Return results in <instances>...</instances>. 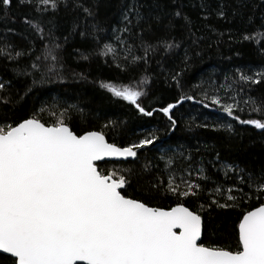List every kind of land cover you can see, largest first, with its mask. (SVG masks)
<instances>
[{
	"label": "trees",
	"instance_id": "16d2710c",
	"mask_svg": "<svg viewBox=\"0 0 264 264\" xmlns=\"http://www.w3.org/2000/svg\"><path fill=\"white\" fill-rule=\"evenodd\" d=\"M81 2L92 7V0ZM128 2L99 0L94 9L95 19L90 17L87 21L80 9L73 10L64 3H60L58 10L49 7L47 11L37 10L43 7L38 0L31 5L13 0L10 8L0 5V81L11 82L7 92L0 93L11 100L7 106L0 103V123L6 119L15 125L39 113L47 124L63 118L77 135L102 131L110 143L118 146H128L154 133L158 139L138 150L135 160L105 161L97 164L98 169L121 170L120 174L129 181L123 194L151 207L170 209L184 203L198 212L204 222L201 243L205 246L239 250V220L245 211L258 207L264 200H245L234 209H219L215 205L209 208L211 199L224 203L226 195L211 196L205 192L199 199L178 198L163 189L169 171L176 175L177 183L182 175L187 178L184 169L189 163L192 179L207 189L216 185L202 181L196 175L198 167H203L205 174L221 182L225 189L234 180L225 179L219 170L220 162L235 163L254 172L264 169V130L239 123L219 105L206 107L213 104L211 97L218 95L222 104H239L234 114L242 120L264 121V78L259 84L244 82L237 71L246 75L264 72V35H258L264 34V0H203L206 11L200 7L201 0H157L159 8L153 11L161 16L159 23L149 19L133 28L131 34L113 32V28L123 27L120 13ZM141 3L151 5L153 0ZM221 7L224 17L217 15ZM177 10L192 23L186 24L182 16L175 17ZM25 17L39 23L43 34L26 25ZM74 23L78 25L75 29ZM93 24L102 31L94 30ZM117 35L124 43L115 40ZM244 35L252 39L244 40ZM164 41L178 46L166 50ZM105 44L112 45L115 52L102 55ZM147 45L153 47L145 54ZM17 52L22 55L17 57ZM33 64L37 67L33 68ZM33 80L37 83L33 84ZM100 82L142 91L144 95L138 103L147 111H156L151 117L140 113L130 102L101 88ZM182 95L195 99L184 100L172 110L177 126L171 129L168 116L159 109L175 103ZM249 97L261 111L252 110L254 105L246 103ZM205 124L208 126L203 127ZM217 152L220 162L213 169L211 162ZM169 157L174 163L166 168ZM158 180L165 182L159 190L152 187ZM4 257L10 256H0V264H12L11 259Z\"/></svg>",
	"mask_w": 264,
	"mask_h": 264
},
{
	"label": "snow or ice",
	"instance_id": "6c2138e0",
	"mask_svg": "<svg viewBox=\"0 0 264 264\" xmlns=\"http://www.w3.org/2000/svg\"><path fill=\"white\" fill-rule=\"evenodd\" d=\"M12 3L13 0H0V5L8 8ZM19 3L31 5L33 0H19ZM60 3L73 10L80 9L85 21L90 17L95 19L94 9L99 6V0H92L91 8L85 7L81 0H72L71 4L69 0H38V5L43 7L37 10L47 11L49 7L58 10ZM200 7L206 11L203 0ZM155 8H159L157 0H153L151 5L141 3V0H129L120 13L123 27L113 28V32L131 34L133 28L149 19L159 23L161 16L154 14ZM3 11L7 17V8ZM173 15L182 16L186 24L192 23L180 10ZM217 15L225 16L223 7L217 11ZM24 23L36 33L43 34L39 23L27 17ZM76 27L78 25L74 23L73 29ZM92 28L102 31L97 24H93ZM242 39L252 37L244 35ZM115 40L124 43L119 35ZM163 44L166 50L178 46L167 41ZM152 47L147 45L145 54ZM114 52L112 45L105 44L101 54L106 56ZM6 55L11 58L10 53ZM20 55L21 52L16 53L17 57ZM32 67L36 68L37 65L33 64ZM237 71L239 79L244 82L259 84L264 78V72L246 75ZM36 83L33 80V84ZM9 87L10 81H0V93L7 92ZM100 87L107 89L114 97L130 102L148 117L156 111H147L138 103V99L144 95L142 91L105 82H100ZM27 91H31V88ZM204 95L208 99L207 93ZM194 99L182 95L175 103L159 109L168 116L171 129L177 126V121L171 115L172 110L182 101ZM211 99L213 104L206 107L219 105L223 112L239 123L264 130V121L242 120L234 114V110L239 109L238 103L222 104L218 95H213ZM248 102L254 105L253 111H261L252 97L248 98ZM0 103L7 106L11 100L8 95H2ZM231 127L229 124L228 128ZM157 139L154 133H149L138 142L118 146L109 143L102 131L77 135L63 118L47 124L39 118V113H34L15 125L4 119L0 123V256L11 254L4 258L11 259L12 264H77L78 261H86L87 264H264V203L245 211L239 220V250L205 246L198 243L203 228L202 216L198 212L190 210L184 203H177L166 210L126 196L122 189L129 181L120 174L121 170L104 172L97 167V162L105 158L135 159L138 150L152 145ZM188 160L191 161V155ZM217 162H220L218 152L211 162L213 169H216ZM173 163L174 160L169 157L165 167ZM220 163L219 170L225 179L234 180L226 189L221 182L206 175L203 167L195 169L196 175L216 186L207 189L203 183L193 180L192 164L189 163L184 169L187 178L182 175L177 183L176 175L169 171L167 186L163 190L178 198L199 199L205 192L211 196L226 195L224 203L218 199L210 200L209 208L215 205L219 209L238 208L243 201L253 198L264 200V169L254 172L241 169L235 163ZM164 183L158 180L152 187L159 190ZM203 209L204 205H201L200 210Z\"/></svg>",
	"mask_w": 264,
	"mask_h": 264
},
{
	"label": "water",
	"instance_id": "95a60500",
	"mask_svg": "<svg viewBox=\"0 0 264 264\" xmlns=\"http://www.w3.org/2000/svg\"><path fill=\"white\" fill-rule=\"evenodd\" d=\"M84 134V133H83ZM105 138H106V136H105ZM106 140H107V138H106ZM108 141V140H107ZM109 142V141H108ZM110 143V142H109ZM136 159V158H135ZM135 159H133V158H128L127 160H124L123 158H105L103 161H99V162H97V164L98 163H102V162H105V161H128V160H135ZM97 167H98V165H97ZM123 190V189H122ZM186 206V205H185ZM174 207V206H173ZM186 207H188V206H186ZM189 208V207H188ZM165 209V208H164ZM190 209V208H189ZM167 210V209H166ZM191 210V209H190ZM193 211V210H192ZM202 221H203V218H202ZM203 228H204V222H203ZM203 228H202V236H203ZM177 231H179V229H177ZM201 240H202V237H201ZM201 240L200 241H198V243H201ZM0 252H2V250H0ZM4 255H8V256H10L11 254H4ZM77 264H87V262L86 261H78L77 262Z\"/></svg>",
	"mask_w": 264,
	"mask_h": 264
}]
</instances>
